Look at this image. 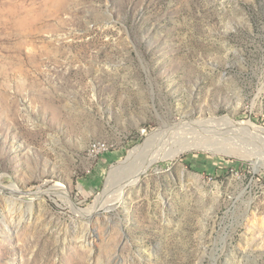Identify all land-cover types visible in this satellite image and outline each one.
Returning a JSON list of instances; mask_svg holds the SVG:
<instances>
[{
    "label": "rangeland",
    "instance_id": "374dc122",
    "mask_svg": "<svg viewBox=\"0 0 264 264\" xmlns=\"http://www.w3.org/2000/svg\"><path fill=\"white\" fill-rule=\"evenodd\" d=\"M225 115L264 126V0H0V264H264V145L235 131L74 209L147 133Z\"/></svg>",
    "mask_w": 264,
    "mask_h": 264
},
{
    "label": "bare ground",
    "instance_id": "6f19581e",
    "mask_svg": "<svg viewBox=\"0 0 264 264\" xmlns=\"http://www.w3.org/2000/svg\"><path fill=\"white\" fill-rule=\"evenodd\" d=\"M210 127L214 128L218 132L220 129L225 131H235L240 133V138H245L246 140L249 139L251 142L255 141L260 144L263 143L262 145H264V126L257 125L251 120L236 121L225 115L219 117L208 116L206 119L196 122L180 120L176 124H165L162 126V128L156 129L151 133H147L144 142L131 149L124 161H119L117 165H113L109 170L107 185L103 192H101L99 196L96 197L94 203L89 207L84 209L74 208L76 213L83 215L84 217H88L90 215H98L99 209L103 206L108 210L113 209L114 206L112 205V202L114 199L112 201L111 194L113 193L115 195L118 193V190L115 188L116 191L111 192L114 190L112 179L117 173H119V171L124 169L126 170L128 167H133V170L130 173L131 175H128L129 177L128 179L126 178V182L124 184L135 183L138 181L140 176L144 173H147V171L155 163L167 158H173L179 155L181 152L190 149L191 147L198 146V140L203 137L199 134H196V132L207 130ZM211 136L213 135L211 134ZM204 141L205 140H203V142ZM247 152L248 155H250L249 151ZM247 152H245L244 156H246ZM259 159L260 158H257L255 160L257 161ZM62 187L64 186H62L60 183H56V185L52 186L48 192L50 191L51 193H56L60 196L62 195V197L64 196V198H67L66 192L62 189ZM119 187L120 188H117L120 191L118 194H116V198H120L122 196L121 191L124 188L123 184ZM1 189L2 188H0V191ZM9 191L12 194L21 192L19 189H9ZM109 192L111 193L108 194Z\"/></svg>",
    "mask_w": 264,
    "mask_h": 264
},
{
    "label": "built area",
    "instance_id": "2783aa9c",
    "mask_svg": "<svg viewBox=\"0 0 264 264\" xmlns=\"http://www.w3.org/2000/svg\"><path fill=\"white\" fill-rule=\"evenodd\" d=\"M110 145L107 141L102 139L93 140L88 147V154L90 156L96 157L102 153H105L109 150Z\"/></svg>",
    "mask_w": 264,
    "mask_h": 264
},
{
    "label": "water",
    "instance_id": "95a60500",
    "mask_svg": "<svg viewBox=\"0 0 264 264\" xmlns=\"http://www.w3.org/2000/svg\"><path fill=\"white\" fill-rule=\"evenodd\" d=\"M213 264H214V262H213Z\"/></svg>",
    "mask_w": 264,
    "mask_h": 264
},
{
    "label": "crops",
    "instance_id": "0c3cea01",
    "mask_svg": "<svg viewBox=\"0 0 264 264\" xmlns=\"http://www.w3.org/2000/svg\"><path fill=\"white\" fill-rule=\"evenodd\" d=\"M92 182V181H91Z\"/></svg>",
    "mask_w": 264,
    "mask_h": 264
}]
</instances>
